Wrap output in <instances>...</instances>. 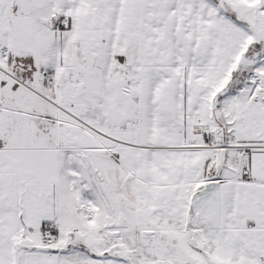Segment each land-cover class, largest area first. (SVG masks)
Segmentation results:
<instances>
[{
    "label": "snow or ice",
    "instance_id": "1",
    "mask_svg": "<svg viewBox=\"0 0 264 264\" xmlns=\"http://www.w3.org/2000/svg\"><path fill=\"white\" fill-rule=\"evenodd\" d=\"M0 264H264V0H0Z\"/></svg>",
    "mask_w": 264,
    "mask_h": 264
}]
</instances>
